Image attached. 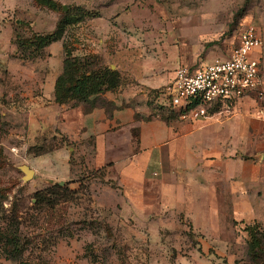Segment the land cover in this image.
<instances>
[{"label": "rangeland", "instance_id": "374dc122", "mask_svg": "<svg viewBox=\"0 0 264 264\" xmlns=\"http://www.w3.org/2000/svg\"><path fill=\"white\" fill-rule=\"evenodd\" d=\"M52 1L54 8L38 0H0V264H227L225 259L216 261V252L235 253V226L243 232L236 233L241 235L237 251L244 249L248 235L241 222L232 216L227 220L224 236L230 247L203 250L205 235L194 231L184 210H164L162 218L150 210L137 212L141 200L124 197L106 168H83L79 157H73L71 173L63 175L56 164L48 171L34 163L39 148L49 152L61 141L56 133L45 131L28 144L34 130L25 123L45 104L39 99L41 88H33L32 82L59 68L63 42L77 58L80 81L90 72L115 71L124 84L130 78L127 71L145 64L170 73L224 56L243 26L250 24L261 33L264 68V0ZM67 17L76 20L66 24L60 39L34 48L33 36L58 32ZM77 89L64 92L62 104L103 101L101 93L83 101ZM255 97L264 106V99ZM155 107L170 110L157 102ZM221 114L235 115V106ZM76 148L78 153L79 145ZM23 164L39 170L24 180ZM45 188H53L48 196L53 206L36 203L34 193ZM195 221L202 228L215 224L210 215H197ZM260 226L264 233V224Z\"/></svg>", "mask_w": 264, "mask_h": 264}, {"label": "crops", "instance_id": "0c3cea01", "mask_svg": "<svg viewBox=\"0 0 264 264\" xmlns=\"http://www.w3.org/2000/svg\"><path fill=\"white\" fill-rule=\"evenodd\" d=\"M261 68L264 72L262 63ZM61 70L62 59L54 74L43 79L45 71L33 80L45 104L38 112L33 110L25 126L34 130L28 144L45 131L66 141L34 156V163L48 171H54L56 164L63 175L71 173V156L79 157L80 167L106 168L124 197L141 200L135 205L137 212L150 210L162 218L164 210H184L194 231L205 235L203 250L232 245L224 236L231 216L242 228L255 221L264 224V106L256 99L237 102L235 115L215 114L201 120L169 117L155 107L157 97L152 92L169 83L175 71L162 73L145 64L127 71L130 78L124 84L101 93L106 104L68 106L54 102ZM32 169L39 170L33 165ZM199 208L205 210L197 213ZM197 215H210L215 224L202 228L195 221ZM237 231L243 233L235 226V253L217 250L216 261L250 264L245 246L237 251L241 236Z\"/></svg>", "mask_w": 264, "mask_h": 264}, {"label": "built area", "instance_id": "2783aa9c", "mask_svg": "<svg viewBox=\"0 0 264 264\" xmlns=\"http://www.w3.org/2000/svg\"><path fill=\"white\" fill-rule=\"evenodd\" d=\"M261 47L260 30L244 25L226 55L194 68L177 67L172 80L154 92L157 103L178 112L181 119L201 120L230 110L243 99L256 95L264 99Z\"/></svg>", "mask_w": 264, "mask_h": 264}, {"label": "trees", "instance_id": "16d2710c", "mask_svg": "<svg viewBox=\"0 0 264 264\" xmlns=\"http://www.w3.org/2000/svg\"><path fill=\"white\" fill-rule=\"evenodd\" d=\"M38 2L51 8L55 7V4L52 0H38ZM72 19L74 18L67 17L66 19L61 21L58 26V32L60 31L59 33L55 32L53 34L33 36L31 44L34 45V48L41 49L60 39V34H62L63 28L66 26V24L70 23V21H73ZM62 51V70L57 76L54 84V95L55 101L57 103H65V100L62 98V94L68 91H75L77 89V86L79 87V89H77L79 91V94H77L78 97L83 99V101H86L88 100V96L90 95H98L106 90L116 89L121 85L119 84L118 78L115 75V71H111L107 75H101L97 72H90V74H86L84 81H80L79 75L76 76L75 65L77 63V58L70 55L64 42L62 43ZM154 92H156V90H154L152 93ZM100 104H106V102L102 101ZM91 106L93 105L87 107ZM218 110L219 108L217 107L214 110L212 109L211 112ZM166 111L170 115L169 117L174 116L178 118L179 116L178 112L174 110L167 109ZM60 141L61 143H59L58 146L66 141L65 137H61ZM39 150V153L35 155H40L46 152L42 151L41 148H39ZM69 163H72V156L69 159ZM53 188L64 191V187H61L60 185H55ZM53 188L37 190L34 193L36 203L39 205L48 204L53 206L55 202L49 203L50 198L48 197L54 193L52 191ZM260 227V224L255 221L250 224H246L243 228V230L248 235V238L245 242V254L250 264H264V237H262L264 233L262 232V229Z\"/></svg>", "mask_w": 264, "mask_h": 264}, {"label": "water", "instance_id": "95a60500", "mask_svg": "<svg viewBox=\"0 0 264 264\" xmlns=\"http://www.w3.org/2000/svg\"><path fill=\"white\" fill-rule=\"evenodd\" d=\"M20 169L24 173V175H23L24 180H28V179L32 178L34 173H35V171L26 164L21 165Z\"/></svg>", "mask_w": 264, "mask_h": 264}]
</instances>
